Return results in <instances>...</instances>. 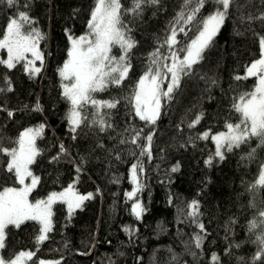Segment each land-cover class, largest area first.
Masks as SVG:
<instances>
[{"label":"trees","instance_id":"obj_1","mask_svg":"<svg viewBox=\"0 0 264 264\" xmlns=\"http://www.w3.org/2000/svg\"><path fill=\"white\" fill-rule=\"evenodd\" d=\"M95 3L16 0L10 7L7 0H0V38L19 12H26L33 21L25 30L35 28L45 36L38 45L44 56L39 74L30 78L23 61L13 69L0 64V89H5L0 92V108L6 109L0 111V147H16L23 130L44 125L36 139L40 155L29 165L39 177L30 200L45 199L70 183L79 193L93 194L71 216L64 202L54 203L52 230L43 242H37L38 221H25L19 228L9 225L0 255L12 259L21 251H31L35 253L31 263L48 259L54 264H213L215 255L218 264H264V257L255 259L264 247L258 240L264 236V216L260 215L264 185L258 183L264 170V144L253 137L225 151L223 160L213 158L210 165L205 163L214 154L211 134L226 130L227 123H239L241 117L233 104L256 85V77L240 81L234 77L244 76L245 68L260 56L264 22L247 17L264 13V0H237L238 6L230 8L212 46L194 66V74L181 78L173 99H162L155 125L135 115L137 83L178 15L187 14L190 7H184L185 0H160L155 6L145 5L140 16H123L126 34L136 42L127 56L131 68L120 85L110 84L94 94L97 100L119 101L115 109L101 110L112 127L100 131L93 123L99 119L96 109L89 104L82 113L87 120L73 133L67 122L71 105L63 96L58 69L68 56V34L75 37L87 30ZM121 4L128 8L131 0H121ZM216 7L215 0H209L197 14V22L177 25L185 27L177 35L179 44L174 50L178 56ZM161 53L170 55L166 45ZM121 54L119 46L113 48L112 55ZM6 80L12 91L6 90ZM198 116L199 123L189 127ZM205 131L208 139L202 138ZM137 132L139 138L133 144ZM149 134L153 136L150 155H141L149 147ZM61 144L66 153H61ZM8 162L9 156L0 152V190L18 186L14 172L7 171ZM137 163L143 166V171L138 169L143 188L135 196L145 209L140 219L132 213L133 198L126 195L132 187L131 167ZM193 201L199 205L196 222L188 216ZM198 223L205 226L203 231ZM126 227L134 231L130 234ZM197 234L204 237L200 248L195 246Z\"/></svg>","mask_w":264,"mask_h":264},{"label":"snow or ice","instance_id":"obj_2","mask_svg":"<svg viewBox=\"0 0 264 264\" xmlns=\"http://www.w3.org/2000/svg\"><path fill=\"white\" fill-rule=\"evenodd\" d=\"M16 0H7V4L11 7ZM160 0H131V6L123 8L121 0H96L95 6L91 12V17L88 21L89 32L79 37H74L68 34V40L71 47L68 51V59L63 66L58 69L59 75L63 81V96L70 103L71 108L67 115V122L70 131L76 133L77 129L85 123L87 117L82 115L87 105H91L96 109L95 115L99 119L93 123L99 126L100 131H105L106 128H111L112 125L104 119L101 114L102 109H115L119 101L110 100L102 101L94 98V94L105 91L110 84L120 85L127 77L131 68L127 62L128 53L135 47V40L126 34L125 26L122 17L128 14L140 16L145 5H157ZM209 2V0H185V8L190 7V11L185 14L181 12L174 25L171 27L169 34L165 37L161 48L166 45L169 49V56H163L161 48H157L151 54V65L147 68L144 75L138 81L137 91L133 97V108L135 115L140 120L148 124L155 125L157 119L161 115L162 99H173L174 93L181 86V78L191 76L195 72L196 65L204 58L203 54L206 49L210 48L214 42V37L220 31V28L225 23V19L229 16L230 8L237 5V0H215L217 7L212 11L202 22V28L198 35L191 43L181 49L185 54L181 59L174 50L179 44L177 40L178 32H185V27L177 28V25L185 26L197 22V14ZM195 4L194 7L191 5ZM248 20L258 19L264 22V13L257 17L249 15ZM33 23L26 12H19L17 17L11 18L6 25V31L0 38V49L7 50V59H0V64L5 65L8 69H13L17 64L24 62V70L29 74L30 78L41 72L44 67V56L40 51L39 42L45 39V36L35 28L26 26ZM131 29L127 32L130 33ZM119 46L122 54L119 57L112 55L113 48ZM260 58L251 63L246 69V75H236L234 78L237 81L248 79L249 77H257V83L254 90L241 94L237 102H234V110L240 114L239 123H227L226 132H220L212 135L211 139L216 144L215 157L224 159V151H232L233 148L240 147L249 139L258 138L261 144H264V36L259 38ZM26 53H31L32 59L26 58ZM171 60V63H163V61ZM36 61H40V66H36ZM166 70V71H165ZM170 74V75H169ZM167 80L166 90L161 88V84ZM9 87L7 91H12L11 82L7 81ZM215 83V81H213ZM5 89H0V92ZM36 110L39 109L37 105ZM0 111L6 109L0 108ZM8 116L12 117L13 112L8 111ZM200 117L189 125L199 123ZM44 125L37 128H28L20 133L16 143V147L7 149L0 147V152L5 153L10 157L7 164V171L15 175L20 188L5 187L0 191V249L5 248L6 244V229L9 225L19 228L25 221H38L42 227L40 235L37 237V242L45 241L47 234L52 230L51 217L52 205L58 201L67 203L69 216L78 208H80L85 200L93 197L92 193L87 195L77 194L73 189V185H69L68 189L61 193L52 192L47 200H37L35 203L29 202V194L33 191L39 182V177L34 176L29 168V165L35 162V159L40 155V150L36 147V139L43 133ZM75 135L73 139H75ZM139 138V132L132 138V143L136 144ZM203 139L209 138V133L205 132ZM153 136L147 135L146 140L149 144L141 155H150V145ZM124 143V141H121ZM61 153H66L64 145L60 146ZM54 157L53 159H58ZM205 163L211 164L210 158ZM138 169L143 171L142 164H133L131 167V180L136 187L126 195L129 199L136 196L137 192L141 191L143 185L138 178ZM77 173L81 171L78 167ZM173 172L178 171V166L172 169ZM31 178V183L26 184L25 180ZM258 183L264 185V173H261ZM198 203L193 201L190 208L193 211L188 213V216L193 218V221L198 220ZM132 213L137 219H140L145 209L137 201L132 204ZM264 216V212L260 213ZM198 227L203 231L205 226L198 223ZM255 227V224L251 225ZM130 234L134 231L125 228ZM195 246L200 248L204 237L197 234ZM259 243L264 246V236L258 237ZM35 253L21 251L14 259H5L0 256V264H24L25 259L31 260ZM264 257V247H261L255 259ZM213 264H218V257H211ZM39 264H45L43 260Z\"/></svg>","mask_w":264,"mask_h":264},{"label":"rangeland","instance_id":"obj_3","mask_svg":"<svg viewBox=\"0 0 264 264\" xmlns=\"http://www.w3.org/2000/svg\"><path fill=\"white\" fill-rule=\"evenodd\" d=\"M93 10V9H92ZM210 14V13H209ZM209 14H207L205 17H204V19H206L207 18V16L209 15ZM91 17V16H90ZM203 19V20H204ZM202 28V27H201ZM89 32V29H88V27H87V30L83 33V34H80V35H78V36H75V37H79V36H81V35H85V34H87ZM199 33V32H198ZM198 35V34H197ZM196 35V36H197ZM196 36L193 38V39H195L196 38ZM193 39H191V41L193 40ZM191 41L189 42V44L191 43ZM188 44V45H189ZM39 47V46H38ZM70 47H71V44H70V46H69V49H70ZM1 51H4L5 52V54H4V57H2L1 55H0V58L1 59H7V50L6 49H0V52ZM184 54L185 53H183V55L182 56H179L181 59L183 58V56H184ZM26 55V58L28 59V60H31L32 59V55H31V53H26L25 54ZM259 58H260V56H259ZM259 58H257V59H259ZM68 59V56H67V58H66V60ZM257 59H255V60H257ZM65 60V61H66ZM255 60H253L252 62H254ZM37 62V61H36ZM251 62V63H252ZM168 64H170L171 63V60H169L168 62H167ZM251 63L247 66V67H249L250 65H251ZM64 64V63H63ZM63 66V65H62ZM247 67L245 68V71H244V75H246V69H247ZM166 71V70H165ZM144 75V74H143ZM170 75V74H169ZM141 78V77H140ZM140 78H139V80H140ZM62 79V78H61ZM63 83H69L68 81H63L62 80V84ZM167 83H168V81L167 80H164L163 81V83L161 84V88L162 89H164V90H166V87H167ZM256 83H257V77H256ZM137 85H138V83H137ZM62 91H63V88H62ZM136 91H137V87H136ZM136 93V92H135ZM24 131V130H23ZM22 131V132H23ZM227 131V129L226 130H224V131H221V132H226ZM205 132H208V131H205ZM204 132V133H205ZM203 133V134H204ZM209 133V132H208ZM218 133H220V132H217V133H214V134H211V136L212 135H215V134H218ZM20 136V135H19ZM213 141V140H212ZM213 144H214V154H215V149H216V144H215V142L213 141ZM17 146V145H16ZM222 151H226L225 149H222ZM213 154V157H211V159H217V160H220V158L219 157H215V155ZM210 159V158H209ZM208 159V160H209ZM9 160H10V157H9ZM130 173H131V171H130ZM261 173H264V170L261 172ZM261 175V174H260ZM131 182H132V180H131ZM25 183L26 184H30L31 183V178H27L26 180H25ZM69 185H73L74 186V184L73 183H70V184H68L65 188H63V189H61L60 191H56V193H61V192H64L65 190H67L68 189V187H69ZM20 187H22V185H20V184H18V186H16V188H20ZM136 187V185L135 184H133L132 183V187H131V190L129 191V192H131L134 188ZM4 189V188H3ZM2 189V190H3ZM2 190H0V191H2ZM77 194H80V195H87V194H84V193H79L77 190H76V188H75V186H74V189H73ZM48 198V197H47ZM47 198H45V199H41V200H47ZM28 199H29V202L30 203H35L36 201H31L30 200V198L28 197ZM139 202V200L137 199V200H135V197H133V203L134 202ZM132 203V204H133ZM140 203V202H139ZM66 204V207H67V210H68V205H67V203H65ZM132 208V207H131ZM68 212H69V210H68ZM41 225V224H40ZM41 227H42V225H41ZM25 252H28V251H25ZM18 255V254H17ZM1 256V255H0ZM15 258V257H14ZM14 258H12V259H14ZM41 260H39V261H37L36 263H31V260H27V259H25V261H24V264H39V262H40ZM44 262H45V264H54L55 263V261L54 260H48V259H44L43 260Z\"/></svg>","mask_w":264,"mask_h":264}]
</instances>
